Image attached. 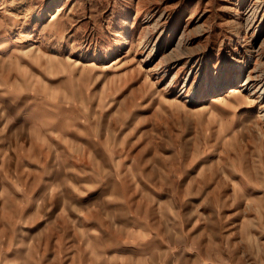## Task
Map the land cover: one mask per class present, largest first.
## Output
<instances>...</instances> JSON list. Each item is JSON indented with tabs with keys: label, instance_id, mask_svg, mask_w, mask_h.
<instances>
[{
	"label": "rangeland",
	"instance_id": "rangeland-1",
	"mask_svg": "<svg viewBox=\"0 0 264 264\" xmlns=\"http://www.w3.org/2000/svg\"><path fill=\"white\" fill-rule=\"evenodd\" d=\"M0 264H264V0H0Z\"/></svg>",
	"mask_w": 264,
	"mask_h": 264
},
{
	"label": "bare ground",
	"instance_id": "bare-ground-1",
	"mask_svg": "<svg viewBox=\"0 0 264 264\" xmlns=\"http://www.w3.org/2000/svg\"><path fill=\"white\" fill-rule=\"evenodd\" d=\"M54 16H55V15H54ZM54 16H53V17H54ZM234 90H235V89H230V91H229V92H233Z\"/></svg>",
	"mask_w": 264,
	"mask_h": 264
}]
</instances>
